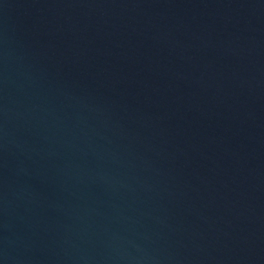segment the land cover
I'll return each instance as SVG.
<instances>
[{
	"label": "water",
	"instance_id": "obj_1",
	"mask_svg": "<svg viewBox=\"0 0 264 264\" xmlns=\"http://www.w3.org/2000/svg\"><path fill=\"white\" fill-rule=\"evenodd\" d=\"M0 264H264V0H0Z\"/></svg>",
	"mask_w": 264,
	"mask_h": 264
}]
</instances>
